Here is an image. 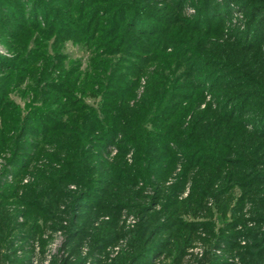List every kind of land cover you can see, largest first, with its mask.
I'll list each match as a JSON object with an SVG mask.
<instances>
[{"label": "rangeland", "instance_id": "obj_1", "mask_svg": "<svg viewBox=\"0 0 264 264\" xmlns=\"http://www.w3.org/2000/svg\"><path fill=\"white\" fill-rule=\"evenodd\" d=\"M24 1L0 0V238H3L8 223L17 227L12 235L16 256L11 257L10 253L6 251L4 258H8L10 261L16 258L18 263L14 261L8 263L7 261L5 264H57L62 258L69 257L70 245L67 244L63 232L58 230L53 232L48 227L58 229L66 225L67 222L63 221L65 219L63 212L66 211L65 204L69 206V203H73L71 197L76 196L77 198L80 189L83 192H88V190L77 184H68L72 193L64 194V202L47 203L42 197V188L46 184L45 178L52 173V169L58 170L62 167L58 163H61L62 159H67V150L75 146L76 140L72 139L74 145H70L66 139L68 134H63L64 138L61 136L54 138L53 136L48 139L46 142L48 149L40 147L42 142L44 143V138L40 139L39 137L42 136L40 124L44 125V112H59L63 108L64 101L73 104L75 100L74 104L78 106L94 105L98 110V104L101 103L103 96L93 95V89L95 93L99 90L96 86L91 87V84L97 81L94 77L103 72L95 71L98 61L93 60V54L94 51L98 54L103 53L106 47L110 46H106L105 43L100 44L101 40H98L97 45L100 44L98 48L93 42V48L89 51L85 45L78 43V37H75V34L71 32L72 28L67 30L70 31L69 33L61 32L63 28H66L63 25L64 21L76 22L78 20L77 15H74L77 13L69 11V8L66 7L69 4H60L57 2L58 0H38L37 6L33 8L32 0ZM224 1L145 0L143 7L148 8V11H154V14L159 11L162 16L163 24L157 27L158 32L155 35V39L160 43L153 46L152 61L144 66L145 73L139 79L137 87L128 91L117 102L111 100L107 102L105 99L103 107L111 103L118 109L117 111L124 113L125 116L126 112L131 111L141 113L145 103L144 98L153 96L145 90V87H150L152 81L157 82L156 75L161 76L158 81L164 79L165 76L168 77L169 72L166 69L178 71L174 82L177 86L175 95L179 94L185 97L195 95L181 105L183 107L182 114L181 112L179 114L175 112L174 115L172 113L171 121L166 123L171 127L174 124L172 130L175 135L171 142L173 146L171 143L168 144V148L171 147L173 151L161 148L156 144L153 145L147 140L148 147H144L143 140L137 136L136 127H132L128 131L120 125L117 129L127 139L118 135L117 137L113 136L108 149H104L106 152L97 146L99 145L97 140H92L95 144L92 143L88 147L90 154H92L91 152L97 153L96 157L89 156L93 161L92 165L96 168L92 175L104 171L102 175L107 179V170L109 172L118 170L123 173L125 170L123 163L134 168L136 163L138 164L136 159H141L139 162L145 165L149 158L156 164L151 172L158 176H148L141 182L138 180L139 186L128 187L131 193H136L139 197L138 200L116 202L121 204V206H116L114 202L116 198H108L112 202L109 205L110 209L115 210H107L108 212L103 215L120 212V216L116 218V222L119 224L117 231H119L120 239L118 242L111 241L112 243H110L108 241L98 245V248H104L101 254L90 248L91 241L87 239L78 249L81 257H87L86 264H98L94 263V259H103L104 262L101 261L99 264H106L119 256L126 245V239L135 237L134 233L142 219L143 204L151 205L152 203L149 202L151 199L155 203L151 207H154L156 211L164 210L168 213L169 217L163 223L176 225L170 230L172 235L177 231L172 237H168L170 232H165L163 237H157V239L173 240L175 237L182 236V239L186 240V248L181 259L173 261V252H169V254L160 257L157 264H205L203 259L206 257V252L217 257L215 261L218 263L242 264L241 254L237 251V247L239 245L248 247L250 241L259 239L257 238L258 231H264V226L261 224L258 226L255 222H251V219L258 214L256 210L264 209V206H259V201L264 199L262 193L264 185L257 184L258 182L249 184L251 178L248 176L251 170L247 168L243 169L240 177L236 174L233 177H228L229 172L237 173L235 166L226 168V165H230L231 161L239 159L245 162V165L248 163L246 167L264 173V142H260L258 147L252 143L253 140L259 139L251 131V126L247 127L244 131L245 134L238 132L237 126L224 128L219 132L218 140L215 137L211 140L208 130L205 133L200 131L197 134L185 133L187 129H194L197 125L200 129L206 128L212 122V115L214 119H217L216 116L222 115L226 110L231 112L232 109L234 112L233 109H239L243 112L240 114L241 116L246 115H243V119L255 117L253 112L260 108L259 104L248 106L247 98L242 101V106L241 104L236 106L234 102L238 101L237 97H241L249 91L255 96L264 95V78L260 77L261 74L256 75L257 70H255L260 69L261 72H264V28L256 26L257 23L250 22L248 24L247 18L245 19L237 5L231 2L227 5ZM78 2L79 0H75L72 6ZM17 3H21V6L27 3V7L11 18L7 8L12 7L14 10ZM51 5L55 10L59 9L60 13L62 11L64 14L66 11L68 14L65 17H60L59 13L51 11ZM226 5L230 12H226ZM46 7L51 9L45 10ZM206 17L213 22L209 27L205 25ZM23 19L26 23L17 28ZM54 19L59 21V25L50 27L49 23ZM14 20H16V24H14ZM46 20L49 21L48 24H46ZM84 24H88L87 21ZM195 25L203 26L205 29L196 30L193 28ZM57 26L58 28H56ZM88 29L90 28L87 27L86 32L83 33V38L86 40L90 34V32L87 33ZM103 33L109 34L106 31ZM160 33L163 34L159 35ZM262 33L263 39L259 40L257 34L262 35ZM101 35L103 38L107 36ZM68 36H72L74 39L68 38ZM238 43L255 47L254 51L247 52L246 55L240 53V49L237 47ZM227 52L229 54L236 53L237 56L240 53L244 56L242 60L238 57L236 68L239 69V74L228 76V72L222 71L221 67L236 64L234 59L229 60L228 65L226 64L227 55L225 53ZM170 56L173 59L168 60L166 57ZM115 58L117 59L118 56L109 58L110 63L114 64ZM221 59L225 60V63ZM244 67L250 71V77L254 83L263 82L261 88L247 86L252 82L246 78L245 72H243L246 71ZM242 68L243 71H241ZM129 81L125 86H134L135 79ZM215 81L221 86H218L217 89L208 87ZM159 82L161 83V81ZM194 83L205 87L206 90L202 95L191 89V84ZM78 87L79 90L76 91L75 88ZM65 89L70 91L69 94L64 92ZM117 96L114 95V97ZM255 96L249 97L248 100L250 101ZM114 97L112 98L114 99ZM225 98L230 99L226 100ZM76 99L80 101L78 102ZM259 102L262 103V101ZM206 106H210L213 112L217 110L220 112L210 113V116L203 114ZM105 108H103L104 111ZM52 117H54L53 114ZM55 117L57 119V116ZM126 117L128 118V116ZM66 118L77 120L74 115ZM38 145L40 146L38 147ZM190 145H193L194 148H191ZM181 146L183 147L181 148ZM200 147L206 151L203 157H207L209 160V162H201L210 167L202 165L197 171L189 170V161L186 163V158H196L195 155ZM33 148L37 149L33 150ZM182 153H185L184 157L179 158L178 155L182 156ZM35 155L38 157L34 160ZM198 156L201 157L200 154ZM29 158H32L33 161H30V165H27L28 168L20 174L19 179H14L12 177L14 173L23 163L28 162ZM252 158L256 161H253ZM12 160H15V165L20 164V166L12 169L8 167V163ZM221 162L225 164L223 169L213 164ZM77 169H80V173H84V170L79 166ZM5 170L7 171L5 172ZM19 171L22 170L19 169ZM220 171L223 172L218 177ZM187 172L192 175L185 178ZM115 176L112 178V186L108 189L115 197H121L127 193L126 187L121 180L122 176L116 174ZM75 179L78 180V178ZM228 179L232 180V184L228 185ZM226 182L227 186H225ZM100 185L95 187H104L102 184ZM97 189L95 188L93 193L97 192ZM243 193L244 195H242ZM66 195L72 196L67 197ZM93 199L94 197H89L87 201L91 202ZM164 202L168 205L171 203L168 209L162 208ZM226 208H229L227 219H230L231 223L236 219L239 224L237 228L231 224L228 229H225L226 233H222L219 231V227L225 226L220 224V221L224 220L222 215ZM183 221L189 222L192 227L195 226L194 230H184ZM211 222L213 224L210 225ZM34 225L39 226L40 232L30 230ZM242 225L246 226V229L242 228ZM258 227L261 228L258 229ZM248 230L256 232H252L254 234L251 236L247 234L246 238L233 240L234 245L238 246L232 250L223 249V246L226 245L225 240H217L221 235L229 237L233 233H246ZM226 239L228 240V238ZM217 243L223 246L221 245L222 247L219 246V248L216 246ZM213 244L216 248L212 246ZM74 256L70 257L71 261H75ZM246 261L251 260L246 257Z\"/></svg>", "mask_w": 264, "mask_h": 264}, {"label": "trees", "instance_id": "obj_2", "mask_svg": "<svg viewBox=\"0 0 264 264\" xmlns=\"http://www.w3.org/2000/svg\"><path fill=\"white\" fill-rule=\"evenodd\" d=\"M27 1V0H25ZM24 1V2H25ZM30 1V0H29ZM166 1V0H163ZM181 1V0H178ZM208 1L209 0H205ZM226 1V2H225ZM225 4L228 5V3H232L237 5L242 13L244 14L246 22L250 24H256L258 27L264 28V23L262 18H264V0H225ZM60 4L67 3L66 7L69 8V11H74L77 14V21H64V26L66 28L62 29V33L66 34L69 33L67 30L69 28H72L73 34H75V37H78V43L85 45L89 51L91 48H93V42L98 44L97 41L101 40L100 44H106V49L103 51V53H95L93 54V60L98 61L96 65L95 71H99L102 74H99L97 77H94L97 81L95 83L91 84V87L96 86L98 88V92L95 93L93 89V95L98 96L97 94H100L103 96L101 103L98 104V110L94 105H77V104H71V103H65L62 106L63 108L59 112H44V125L40 124V128L42 131V136H39L40 139L44 138V143L42 142V145H38V147H44L48 149L47 140L53 138H57L61 136L64 138L63 134H68V137L66 138L67 141L71 144H73L72 139H75V146L71 149H68V157L67 159H62L60 166L58 170L52 169V173L49 174L45 178L46 184H44L42 188V197L46 200L47 203H56L64 202V194H71L72 191L68 188V184H77L81 188H86L88 192L86 191H79V194L76 198L71 197L72 195H66L67 197H71L73 199V203H69V206L65 204L66 211L63 212L65 219L63 220L66 225L59 227L58 229H50V231H61L65 234L67 244L70 245L69 247V257L68 258H60L61 260L57 264H86L87 257H81L78 249L81 248L84 244V242L89 239L90 242V248L92 250H96L98 254H101V251H103L102 248H98V245H101L103 242H118L120 239L119 237V231H117V216H120V212L116 211L115 213H107L106 216L103 214L105 212L113 211L115 209H110L109 206L112 202L109 201V199H115L114 202H126L129 200H138L139 197L136 195V193H131L128 189L134 186H139V181H143L144 178H148V176H158V174H155L151 172V170L156 166L152 162V159L146 160L145 165L143 163L139 162L141 159H136L135 161L136 166L134 168L129 167L127 165H124V171H118L115 170L114 172H109L107 170V179L103 177V172H98L95 175H92L96 168L92 165L91 162H93L89 156L91 155V158L96 157L97 153L91 152L88 147H90V144H92V140H97L99 145H97L100 149H108V146L113 140V136H122L123 138L127 139L125 135H121L120 131H118L117 128L119 126H123L125 130H131L132 127L137 128V136H139L140 139H142L144 143V147H148L146 140L149 143H152L153 145H158L161 148H167L169 151H173V149L170 147L168 148V144L173 141V136L175 135L174 131L172 130V127H174V124L171 126H167L166 123L170 122L172 117L171 114H175V112H178V114L181 112L183 107H181L182 104H185L187 100L193 97L192 94L188 97H185L184 95H175V90L177 86L174 84L176 80V74L178 71H171V69H166L169 72V76H165L164 79H159L161 83L158 81V78H161L160 75H156L157 82L152 81L149 86L145 87V90L148 91V93L153 94L152 97L144 98V106L141 111V113H134L135 111L126 112V116L124 113L117 111L116 107H114L111 103L108 105L107 102H110L109 100L113 102H117V100L121 99L123 95L127 94L128 91L134 90L137 85L139 84V79H141L145 73L144 66L147 65L150 61H152V49L154 50V45H159L160 41L156 40V34L158 32L157 27L161 26L163 22H161V14L159 11H157L154 14V11H148V8L143 7L145 0H79L78 3H75V6L77 8H74L75 6H72V3L75 2V0H58L57 1ZM32 6L35 8L37 6L38 0H32ZM21 3H17L15 5V9L13 10L12 7H8L7 12H9V16L14 18L16 15L22 11V9L27 7V3L23 4L21 6ZM225 6L226 12H230V9L228 6ZM52 9L50 7H46L45 10H50L52 12H57L60 14V17H65L68 12L64 11L65 13L62 14V11L60 13V10L54 9V6L51 5ZM18 7V8H17ZM21 7V8H20ZM40 8V6H39ZM258 14V17H257ZM17 18V17H16ZM18 19V18H17ZM64 19V18H63ZM19 20V19H18ZM14 24H16V20H14ZM87 21L88 24H84ZM19 27H22L26 21L23 19L20 21ZM46 24H48L49 21L46 20ZM205 25L206 27H209L213 24L210 19L205 18ZM75 24V25H74ZM50 27H54L56 25H59V21L57 19L52 20L49 23ZM62 25V26H63ZM68 25V27H67ZM89 27L90 29L87 30V33L90 32L88 40L83 38V33L86 32V28ZM58 28V26L56 27ZM196 30H203L205 27H199L198 25H195ZM58 30V29H57ZM80 30V31H78ZM102 31V32H101ZM103 31L108 32L103 33ZM55 34V33H54ZM100 34V35H99ZM101 34L107 35L105 38L102 37ZM163 33H160L161 35ZM259 36V40L263 39V33L262 35L257 34ZM97 36L98 39H97ZM68 38L74 39L72 36H68ZM117 38V39H116ZM116 40H118L116 42ZM263 41V40H261ZM260 41V42H261ZM84 44H83V43ZM99 44V45H100ZM95 45V46H96ZM96 48H98V46ZM239 45V46H238ZM172 46V44H171ZM170 46V48H171ZM238 49H240V53L248 54L247 52L254 51L255 47L252 46H246L245 44L238 43L237 44ZM111 48V49H110ZM257 48V46H256ZM215 53L217 51L214 49ZM191 52V51H190ZM237 56L236 53H225L227 55L226 58V64L227 62H230L229 60L234 59L236 64L234 66H231L230 64L226 67H221L222 71L228 72V76L239 74V69L236 68V65L238 63V57L240 60L243 59V55ZM235 55V56H234ZM115 56H118V58L115 60V63H110L109 58H114ZM216 56V55H215ZM103 58H107L104 59ZM168 60L173 59L172 56L166 57ZM217 60V59H216ZM223 63H225V60L221 59ZM220 60V61H221ZM95 63V62H94ZM103 65V66H102ZM169 65V64H168ZM220 65H222L220 63ZM169 68V67H168ZM246 71H243V68L241 71L245 72V76L248 80H250L252 83L247 84V86H250L251 88L255 87H262L263 85L261 83H254L252 80L250 71L247 69V67H244ZM264 69V67H263ZM257 70L256 75L261 74L260 77L264 78V72H261L260 69ZM173 76V77H172ZM175 76V77H174ZM172 77V80H171ZM255 78V76H254ZM135 79L134 86L126 87V83L129 80ZM236 80V79H235ZM130 82V81H129ZM90 84V83H89ZM88 85V83H87ZM123 85V86H122ZM218 86H221L216 81L213 83V85L209 84L208 87L212 89H217ZM226 86V85H223ZM237 86V85H234ZM123 87V88H122ZM191 89L198 92V94H201L204 92L205 87L198 86L197 83L191 84ZM76 91L79 90V87L76 89ZM233 90V88H232ZM66 94H69L70 91L65 89L64 91ZM90 92V91H89ZM117 96V97H114ZM199 95V96H201ZM233 96V95H232ZM255 96L251 91L245 93L241 97H237L238 101L234 102L236 106L238 104L243 105L242 101H244L247 98L246 102L248 106L255 105L260 107L257 111L253 112L255 117H251L249 119L244 118L242 111L234 110V112H228L227 110L223 112L222 115L216 116L217 119H214L212 115V122L204 129H200L198 125L194 129H187L185 133H191V134H197L198 131L205 133L206 130L209 131L210 139L213 140L217 138L218 140V134L221 132L224 128H230V126L234 127L237 126V131L240 133H244L246 131L248 126H251L252 132H254L259 140H253L252 143L255 144L257 147L260 144V142H264V95L262 96H255L250 101L248 100L249 97ZM114 97V99L112 98ZM236 97V96H235ZM92 98V97H90ZM186 98V99H185ZM62 99V98H61ZM107 100L105 103L106 105L103 107V101ZM230 99V98H225ZM64 100V99H63ZM67 101V100H66ZM76 101H80L79 99H76ZM259 101H262L260 103ZM258 102V103H257ZM177 106V107H176ZM107 107V108H105ZM176 107L174 110L173 108ZM185 107V106H184ZM105 108V111L103 110ZM216 110V109H215ZM220 112V110H217ZM216 111V112H217ZM212 111V108L210 106H206L203 110V114H207L210 116V113H216ZM52 114L54 117H52ZM74 115L77 120L66 118L67 116ZM57 116V119L56 117ZM246 116V115H245ZM66 118V119H65ZM237 120V121H234ZM241 124V125H240ZM74 126V127H72ZM37 135V134H35ZM194 137V136H193ZM215 137V138H214ZM78 138V141H77ZM40 144V143H39ZM95 144V143H93ZM74 145V144H73ZM173 146V143H171ZM198 146V145H196ZM33 147V146H31ZM176 147V145H175ZM183 146H181L182 148ZM191 148H194L193 145H190ZM15 149V145H14ZM37 149V148H33ZM45 149V150H47ZM179 149V148H178ZM58 150V149H55ZM106 150H104L106 152ZM140 150V149H138ZM143 151V149H141ZM177 150V149H176ZM205 150L204 148H201L197 151L196 158H186V163H188L189 170L197 171L202 165H205L206 167L209 166L206 163H202L201 161H206L207 157L205 156ZM198 154L201 155V157L198 156ZM185 153H182L181 155H178L179 158H183ZM83 158H82V157ZM38 156L35 155L33 158L34 160ZM256 157V155H255ZM178 158V157H177ZM185 159V158H184ZM183 159V161H184ZM195 159V161H194ZM253 161H256V159L252 158ZM32 158L28 159V162L23 163V165H15V160H12L8 163V167L17 168L20 166L19 169L22 171H18L14 173L12 177L14 179H19L20 174L28 168L27 165H30V161ZM91 160V161H90ZM258 160V159H257ZM33 161V160H32ZM213 162H216V160H213ZM233 162V163H232ZM140 163V164H139ZM85 164V166H83ZM142 164V165H141ZM218 168H224L225 164L221 163H213ZM248 163H246L247 165ZM245 162L236 159V161H231L230 165L227 164L226 168H231L232 166H235L237 169V173L229 172L228 177H233L235 174L239 177L242 176V171L251 170L249 172V176L251 179H249L250 183L258 182L257 184L264 185V173L260 171H256V169L248 168L246 167ZM59 166V165H58ZM78 166L84 170V173H80V169H77ZM144 166V167H141ZM230 166V167H227ZM210 167V166H209ZM244 169V170H243ZM7 170H5L6 172ZM125 172V173H124ZM223 171L218 172V177L222 174ZM116 175L122 176L121 180L124 182V186L126 187L125 195H122L120 198L115 197L111 192H109V189L112 186L113 180L112 178H115ZM130 175V177H129ZM189 175H192L190 172H187V175H185V178H187ZM75 178H78L76 180ZM81 180L79 181V179ZM75 179V180H74ZM139 180V181H138ZM229 180V179H228ZM259 180V181H258ZM232 180L227 181L228 185L232 184ZM227 182L226 185L227 186ZM95 184V185H94ZM102 184L104 187H95V186H101ZM89 185V186H87ZM129 187V188H128ZM95 188H98L97 192L93 193ZM264 194V191H262ZM112 194V195H111ZM244 195V193L242 194ZM89 197H94V199L90 202L87 200ZM76 198V201L74 202ZM109 198V199H108ZM85 200V201H84ZM150 203L155 204L153 199L149 200ZM148 204V203H147ZM144 205L142 210V219L140 220V223L136 229L135 237H131L130 239H126V245L123 248V251L119 256H117L114 259H111L109 263L106 264H157V261L160 257L164 256L165 254H169V252H173V261L179 260L182 258V255L184 253V250L186 248V240L182 239V236L175 237L173 240L166 239L161 240L159 238L163 237L165 232H170L171 234L168 235V237H172V230L175 228L176 225L167 224L165 221L166 218L169 217L168 213L164 210L156 211L154 207H151V205ZM121 206V204L116 203V206ZM162 207L163 209H168L171 203L169 205L165 202ZM217 205V202H216ZM75 206V207H74ZM154 206V205H153ZM259 206H264V199H261L259 201ZM74 207V208H72ZM229 209V208H228ZM226 208L223 213L224 220L220 221V224H224V227H219V231L222 233H226L225 229H228L231 224L237 228L238 222L235 219L232 223L230 219H227V211ZM258 214L251 219V222H255L256 225L264 226V215H262V212H264L263 208H258L256 210ZM45 213V212H44ZM217 223V222H216ZM213 224L212 222L210 225ZM183 229L188 231L189 229L194 230L192 225L189 224V222L183 221L182 223ZM15 228V229H14ZM16 226H12L8 223V225L5 227L4 236L3 238H0V264L10 263V262H16L18 263V260L12 259L11 261L8 260L6 257L5 252L8 251L12 256H16V249H13L14 244L12 240V235L14 234V230H16ZM242 228L246 229V226L242 225ZM261 228V227H260ZM258 227V229H260ZM31 231L40 232L39 226H33L30 228ZM252 232L256 231H246V233H237V234H231L229 237L226 236H218L217 240L224 241L226 244L223 246L222 244L217 243V247L223 246V249L232 250L236 248L237 246L234 245V241L236 239H243L246 238L247 234L251 236V234H254ZM33 236V235H32ZM157 237H159L157 239ZM242 237V238H241ZM33 238V237H32ZM228 238V240L226 239ZM257 238L253 242H249L250 245L248 247H237V251H239V254H241V263L242 264H264V231H258ZM112 241V242H111ZM232 241L233 243L229 242ZM222 243V242H221ZM214 248L216 246L212 245ZM221 246V247H222ZM97 247V248H96ZM220 248V247H219ZM210 252H206V257L203 259V262L205 264H221L215 261L217 257H214V255H209ZM4 255V256H3ZM76 255L75 261H71L70 257ZM93 255V254H92ZM212 257V258H211ZM246 257L250 258L251 261H246ZM6 259V260H5ZM10 259V257H9ZM214 259V260H210ZM103 259H94V263H101ZM104 262V261H103ZM223 264H229L224 262Z\"/></svg>", "mask_w": 264, "mask_h": 264}]
</instances>
